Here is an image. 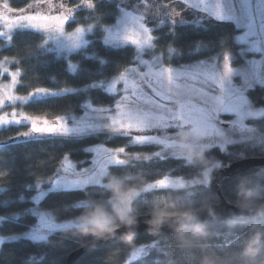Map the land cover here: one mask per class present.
Wrapping results in <instances>:
<instances>
[{"label": "trees", "instance_id": "obj_1", "mask_svg": "<svg viewBox=\"0 0 264 264\" xmlns=\"http://www.w3.org/2000/svg\"><path fill=\"white\" fill-rule=\"evenodd\" d=\"M36 1L9 0V3L12 9L22 11ZM92 3L91 7L77 10L69 22L68 31L78 26H95L88 45L72 53L69 60L50 50L41 33L17 30L10 40L0 35V64L12 61L13 69L19 72L16 93L30 99L23 105L28 116L55 119L82 112L86 103L114 105L118 96L96 86L127 72L137 62V52L131 46L107 45L102 37L106 27L117 20L118 4L144 5L142 0H92ZM148 11L142 14L138 11V15H142L150 27L155 50L164 56L168 68H184L214 58L222 59L227 53L242 52V45L235 41L240 31L232 23L212 18L198 23L199 15L203 14L178 0L150 2ZM2 78L0 73V80ZM39 88L47 89L48 93L33 98ZM248 96L255 107L264 108V88L257 87ZM252 122L264 132V119ZM95 146L127 148L124 163L107 172L105 180L112 183L110 187L55 190L46 194L38 205L33 202L37 187L56 174L63 157L89 165L93 159L89 150ZM159 150L156 144L133 145L122 134L40 135L22 123L1 128L0 217L4 220L0 222V234L12 237L35 226L36 208L54 212V218L60 220L109 212L110 202L115 198L143 190L161 179L171 177L192 182L201 179L210 169L225 168L246 157L264 156L261 146L248 143L232 144L226 151L210 148L192 160L159 157ZM212 182L191 184L183 192L169 191V188L142 191L132 203L131 219L141 215L172 216L218 204L221 198ZM220 188L223 198L230 204H264V167L225 178ZM81 200L88 201V206L73 207ZM124 223L119 222L116 227ZM111 229L86 226L52 232L46 242L26 238L5 242L0 249V264H66L73 252ZM139 245L153 250L136 264H264V218L208 221L176 234L133 236L97 245L74 264H131L129 253Z\"/></svg>", "mask_w": 264, "mask_h": 264}, {"label": "rangeland", "instance_id": "obj_2", "mask_svg": "<svg viewBox=\"0 0 264 264\" xmlns=\"http://www.w3.org/2000/svg\"><path fill=\"white\" fill-rule=\"evenodd\" d=\"M127 1L128 0H122V2ZM154 1L157 0H142L143 7H140L138 4H133L132 6H129L127 3H123L124 5L121 6L118 4V17L116 22L105 29V35L104 38L102 37V41L107 45L116 48L131 46L137 52V62L127 72L109 82L97 84L96 86L101 87L107 93L112 94L109 92V86L114 82L117 83V90L121 94L116 95L118 97L114 105L95 106L91 103H86L82 112L60 116L65 119L68 127L81 129L79 132H72L67 135L50 133L38 134L72 137L106 132L112 135H119L111 131L109 125L112 123L111 117L117 112V103L122 99V85L124 84V81L136 80L141 82L144 74H148L150 69L153 75L149 76V79H152L153 76L160 73L161 70L168 69L165 64L164 56L155 50L152 32L151 35L153 41L151 47L147 49L149 52L147 56L138 52L135 45L127 40V38L133 34L143 35L146 34L145 29H150V27H148L143 21L142 15H138V11H141V14L148 13L150 2L152 3ZM178 1H181L187 7L204 15H199L200 17L197 19L198 23H204L212 18L216 21L232 23L240 31L235 37L237 44L242 45L243 47L240 54L227 53L222 59L214 58L184 68L173 69L174 71L171 74L177 83L182 81L198 83V78L204 72H208L212 76L215 89L222 91L226 102H229L235 109V111L232 112L231 117H229L231 118V122L228 125V129H226V131H229V138L232 142L225 145L223 149L219 147L223 141L219 138L213 139L215 134L210 127L211 114L207 110L191 111V117L195 123L192 124L187 131L184 129H177L175 132L169 131V129L174 128L177 123L175 117L182 114L181 109L177 106L175 109H171L167 113L162 114V119L159 122L158 128L152 132V136L162 142L156 144L160 146V150L158 151L159 157L175 156L192 160L193 157L200 155L207 149L217 147L221 151H226L228 146L235 143H248L252 146H261V148L264 149V132L261 131L256 123L252 122L253 120L257 121L259 119H264V108L255 107L254 103L248 96V93L251 90L257 87L264 88V3H259L258 0H248L247 3H241V0ZM3 2L4 0H0V5H2ZM61 5H63V7H61ZM86 8H88V6L84 4L83 0H51L50 4L43 2V0H37L22 11H19V13L12 12L11 16L15 23L11 28L7 25L0 27V32L3 33L2 36L7 40H10L12 34L17 30H30L41 33L45 38V44L47 46L48 44L50 45V50L56 52L59 57L68 59L72 53L77 52L88 45L89 36L95 31V26H78L77 28H82L83 32L79 46H73L67 38V33L75 32L77 28L73 31H68L66 29L64 34L57 32L54 28L46 31L39 30L31 26L35 22L29 21L25 19V17L32 15L57 16L67 13L71 16L72 20L73 15L77 10ZM0 11H3V9L0 8ZM220 17H230V19L222 20ZM240 37H243V39H240ZM141 60H145L147 63H141ZM2 64H5L7 67L15 71L12 67V61H5ZM229 68H231V71H228ZM180 72L186 73V75L177 76L176 73ZM167 75L168 73L164 74L165 79L167 78ZM122 77L124 78L123 80L121 79ZM193 77H197V80L193 81ZM221 79L223 80V89H220L218 83ZM18 81L16 87L18 86ZM9 83H11V77L3 75L0 84ZM141 86L144 87L145 85L142 83ZM16 95L21 97V99L0 108V112L12 113L15 111L20 114H25L23 105H25L30 99L28 96H20L17 93ZM40 95L45 94H34L33 98ZM20 119L23 121L22 124H28L32 129L31 124L24 119L23 115L20 116ZM15 124L21 123H11L10 125ZM5 126L9 125L0 126V129ZM191 127H198L200 130V140L198 142H193V138L189 135ZM233 127L235 129L234 134L232 131ZM92 149H99V151H92L93 159L89 165H83V163L77 164L69 157L73 164L78 165V170L65 172L61 167H58L57 172L53 177L44 181L37 187L38 191L33 198V202L38 205L46 194L55 191L52 189L50 182L54 184L56 181H59V189L57 190H76L96 184H103L106 187H110L112 183H108L105 180L109 170L108 165L117 162V157L125 154L120 153L119 151L113 152V149L107 146H95ZM124 161L125 159L123 158V161L120 162V164L124 163ZM216 171L217 170L214 171L213 169H210L205 172L201 179L192 182L179 178L167 177L163 179L164 183L160 184L159 182L161 180H159L155 184H151V188L147 186L143 190L132 191L115 198L110 202L111 211L109 212L102 211L78 218L67 219L74 221V223L62 229L53 227L56 223V219L48 214V211H42L36 208L34 210V214L37 217L36 225L29 230L12 237H4L0 234V249L3 243L22 238L30 239L34 242H46L52 232L60 230L76 229L86 226H106L107 228L114 229L119 225V222L126 223L131 220L132 203L141 195L142 191L158 188H176L179 187L181 183L184 185V188H186L191 184L213 181ZM98 214L103 215V220L99 225L96 221ZM3 220L4 219L0 217V222ZM144 247L149 249L147 246ZM137 250L138 247L132 252H136ZM129 261H132L131 256ZM127 264H129V262H127Z\"/></svg>", "mask_w": 264, "mask_h": 264}, {"label": "snow or ice", "instance_id": "obj_3", "mask_svg": "<svg viewBox=\"0 0 264 264\" xmlns=\"http://www.w3.org/2000/svg\"><path fill=\"white\" fill-rule=\"evenodd\" d=\"M45 3H51V0H43ZM86 6H93L92 0H83ZM248 0H241V3H247ZM259 3H264V0H258ZM55 7L54 5H52ZM63 7V5H61ZM0 8V27L7 25L9 28L15 23L13 21L11 13L13 11L19 13V9H11L9 0H4ZM29 21H33L31 26L39 30H50L55 29L57 32L64 34L68 28L71 16L67 13L57 16L48 15H32L25 17ZM220 19H230V17H220ZM83 29L77 28L75 32H68L67 38L73 46H79L80 38ZM143 35L133 34L128 37L127 40L135 45L138 52L142 55L147 56L149 54L148 48L151 47L153 37L151 35V29H145ZM3 33L0 32V35ZM243 39V37H240ZM141 63H147L145 60H141ZM173 69H163L160 73L155 74L152 79V72L144 74L143 80L138 82L136 80H125L122 85L123 96L117 103V112L111 117L112 123L109 125V129L117 134L126 136L133 145H154L160 144L161 141L157 140L152 136L162 119V114L167 113L171 109H175L177 106L181 109V115L175 117L177 123L174 128L169 131L175 132L177 129L188 130V128L195 123L191 117V111L207 110L211 114L210 127L214 132V137L219 138L223 141L219 145L221 149L225 145L231 143L229 138L228 125L231 122V114L235 109L229 102H226L222 91L216 90L213 83V78L208 72H204L199 78L198 83L192 81H182L177 83L171 75ZM231 71V68L228 69ZM0 73L5 76L11 77V83L0 84V108H3L7 104L21 99L16 95L15 89L18 81L19 72L13 71L5 64H0ZM168 73L167 78H164V74ZM177 76H184L186 73H176ZM124 79L123 77L121 78ZM193 81L197 80V77L192 78ZM145 86L142 87L141 84ZM220 89H223V80L218 81ZM39 94H47L48 90L39 88L36 90ZM109 92L113 95H120L121 93L117 90V83H112L109 86ZM23 115L24 119L31 124L32 132L38 133H50V134H69L72 132H79V128H70L65 122L64 118L57 117L55 120H48L45 116H28L20 114L15 111L12 113L0 112V126L10 125L11 123H22L20 116ZM234 134V127L232 129ZM189 135L193 138V142L200 140V130L198 127H191ZM174 147V146H173ZM92 151H99V149H90ZM113 152L119 151L120 153L127 152L126 147H121ZM139 156V153H137ZM123 161V156L117 157V162L110 163L108 165L109 170H114L120 166V162ZM65 172L78 170V165L72 163L69 157H63L62 162L59 165ZM87 171V169H86ZM154 184L156 182H153ZM163 184L164 181L161 179L159 182ZM210 183V181H206ZM53 190L59 189V181L54 184L50 182ZM104 187L103 184L89 185V187ZM151 188L152 185H149ZM76 190L84 191L85 188H79ZM155 190V189H154ZM169 191L183 192L184 185L181 183L179 187L169 188ZM88 201H78L74 203L73 207L81 208L87 207ZM51 216L55 217L54 212H48ZM103 220V215L98 214L96 217L97 224L99 225ZM74 223L72 220L62 221L59 218L56 219L55 228H64ZM154 249V244H153ZM153 249H146L143 245L138 246L136 252H130L129 255L132 257L131 264H136L137 261L146 258L147 255H151Z\"/></svg>", "mask_w": 264, "mask_h": 264}, {"label": "water", "instance_id": "obj_4", "mask_svg": "<svg viewBox=\"0 0 264 264\" xmlns=\"http://www.w3.org/2000/svg\"><path fill=\"white\" fill-rule=\"evenodd\" d=\"M264 167V156L246 157L218 169L213 178L221 201L206 208L180 213L172 216L141 215L132 218L123 225L109 230L100 238L82 246L73 252L66 264H74L82 254L97 245L116 242L139 235H171L180 231L201 225L208 221H256L264 218V204L233 205L222 196L220 182L225 178L234 177L253 168Z\"/></svg>", "mask_w": 264, "mask_h": 264}]
</instances>
